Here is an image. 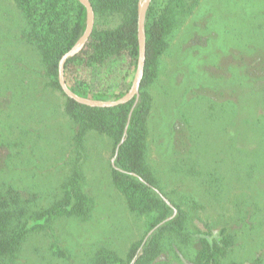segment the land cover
<instances>
[{"label": "rangeland", "instance_id": "obj_1", "mask_svg": "<svg viewBox=\"0 0 264 264\" xmlns=\"http://www.w3.org/2000/svg\"><path fill=\"white\" fill-rule=\"evenodd\" d=\"M118 20L107 17L106 25ZM26 26L16 1L0 0V138L21 105L33 100L26 94L35 78L30 69L41 66ZM155 63V78L145 88L151 100L148 142L150 163L165 191L186 212L194 233L229 228L235 248L224 264H264V0H199L174 26ZM47 87L58 113L39 108L19 118L33 132L38 154L9 163L18 169L22 187L39 173L46 192L75 164L64 165L59 152L73 134L65 97ZM88 137L85 182L94 214L88 220L59 218L47 233H34L22 254L29 264L47 260L39 254L58 252L51 245L56 240L73 257L104 245L125 254L150 226L151 217L131 210L112 181V140L95 132ZM6 161L0 146V168Z\"/></svg>", "mask_w": 264, "mask_h": 264}, {"label": "trees", "instance_id": "obj_2", "mask_svg": "<svg viewBox=\"0 0 264 264\" xmlns=\"http://www.w3.org/2000/svg\"><path fill=\"white\" fill-rule=\"evenodd\" d=\"M15 1L25 15V34L33 42L41 66L30 69L35 78L26 94L33 100L21 105L20 115L10 118L6 134L0 138L7 160L0 168V264H29L30 258L26 262L22 254L29 250L34 233H47L57 219L92 218L95 200L85 182V164L91 153L88 136L92 132L112 140V181L131 210L151 217L150 226L125 254L121 248L104 245L90 252L89 257L82 253L73 257L56 240L51 245L59 251L39 254L47 259L39 264H224L223 258L235 248L231 231L228 227L212 234L192 231L186 212L169 197L150 163L148 142L151 100L145 88L155 78V62L165 50L174 26L192 12L199 0L151 2L145 20L146 62L141 92L130 102L112 107L79 103L68 97L60 84V59L83 35L88 21L86 7L79 0ZM90 1L95 10L94 29L83 49L67 60L65 79L79 95L118 99L128 92L137 71L139 0ZM112 16L118 22L106 25V18ZM48 85L65 97L63 110L73 134L59 152L65 154L64 165L75 164L46 192L40 188L45 178L39 173L31 176L36 183L28 181L22 187L18 169L9 167V163L19 155L38 154L33 132L19 124V118L39 108L45 113H58L60 107L49 101Z\"/></svg>", "mask_w": 264, "mask_h": 264}, {"label": "water", "instance_id": "obj_3", "mask_svg": "<svg viewBox=\"0 0 264 264\" xmlns=\"http://www.w3.org/2000/svg\"><path fill=\"white\" fill-rule=\"evenodd\" d=\"M87 9L88 21L87 27L83 33V35L78 39L76 44L66 52L60 59L59 63V80L64 93L70 97L71 99L93 107H112L121 104H125L133 100L135 97L139 95V87L141 85L144 70H145V62H146V32H145V14L147 6L150 0H139L138 7V38H139V47H140V55L138 61L137 71L133 80V84L125 95L121 98L114 100H97L88 98L82 95L75 93L68 86L65 79V64L70 57L78 54L83 47L88 42L95 25V10L90 0H79Z\"/></svg>", "mask_w": 264, "mask_h": 264}]
</instances>
